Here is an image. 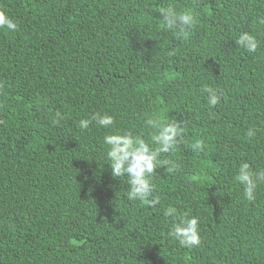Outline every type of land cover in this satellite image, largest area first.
<instances>
[{
	"label": "trees",
	"instance_id": "1",
	"mask_svg": "<svg viewBox=\"0 0 264 264\" xmlns=\"http://www.w3.org/2000/svg\"><path fill=\"white\" fill-rule=\"evenodd\" d=\"M192 9L187 39L159 8ZM0 264H264V183L244 198L238 166L264 168V0H0ZM257 36L249 53L241 32ZM204 85L223 95L209 108ZM63 117L53 123L56 113ZM114 116L146 140L163 114L186 125L153 174L160 204L128 199L105 160ZM255 127L253 138L246 131ZM203 141L204 150L191 148ZM199 217L201 243L179 245L163 209Z\"/></svg>",
	"mask_w": 264,
	"mask_h": 264
},
{
	"label": "clouds",
	"instance_id": "2",
	"mask_svg": "<svg viewBox=\"0 0 264 264\" xmlns=\"http://www.w3.org/2000/svg\"><path fill=\"white\" fill-rule=\"evenodd\" d=\"M163 15L162 26L171 30L177 38L187 39L190 30L196 24V16L192 9L177 10L171 6L159 8ZM264 23V20L260 21ZM0 29L9 32L18 30V23L3 9H0ZM236 44L249 53H255L260 46L257 36L251 32H241ZM2 87V85H0ZM202 93H207L209 108L216 106L223 95L218 89L204 85ZM63 117L56 113L53 123H59ZM105 129L107 132L102 143L105 146V160L110 167L113 178L126 177L129 185L127 197L133 201H140L151 207L160 204V196L155 195L153 174L157 167L167 165L168 173L174 172L178 165L168 158H161L165 153H174L179 145L184 142L186 125L178 119H167L162 113L150 116L145 124L153 131L150 139L146 140L131 131L120 130L115 127V118L107 113H94L90 118L81 119L79 127L87 129L92 122ZM255 127L246 131L248 138L255 137ZM201 140L191 144V148L199 153L204 150ZM235 180L243 186L244 198L248 201L256 200V190L264 183V168L254 170L249 162L242 161L237 170ZM165 217H172L169 235L178 241L179 245L192 248L200 245L199 217L180 213L177 208L169 205L163 209Z\"/></svg>",
	"mask_w": 264,
	"mask_h": 264
}]
</instances>
